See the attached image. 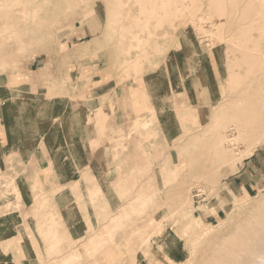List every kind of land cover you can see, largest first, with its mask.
Returning <instances> with one entry per match:
<instances>
[{"label": "rangeland", "instance_id": "obj_1", "mask_svg": "<svg viewBox=\"0 0 264 264\" xmlns=\"http://www.w3.org/2000/svg\"><path fill=\"white\" fill-rule=\"evenodd\" d=\"M115 1L0 0V123L9 132L0 148V186L8 187L0 193V238L17 239L1 241L0 264H50V251L66 248L76 249L69 264L254 256L264 241V190L233 200L217 221L204 211L244 159L264 150V121L251 122L249 106L264 98V81L246 91L264 68V46L242 29L232 35L233 0L223 15L214 12L223 10L217 0L181 6L201 35L187 24L159 36L142 29L148 23L154 32L158 15L134 21L139 2ZM139 37L138 52L130 51ZM226 37L251 47L233 50L220 44ZM245 56L256 58L249 67L256 72L238 86ZM236 107L246 109L245 121ZM226 131L237 140L221 149ZM139 192L143 204L133 203ZM44 223V232L56 224L51 235ZM239 237L248 243L242 251Z\"/></svg>", "mask_w": 264, "mask_h": 264}, {"label": "bare ground", "instance_id": "obj_2", "mask_svg": "<svg viewBox=\"0 0 264 264\" xmlns=\"http://www.w3.org/2000/svg\"><path fill=\"white\" fill-rule=\"evenodd\" d=\"M117 1V0H116ZM115 1V2H116ZM128 1V0H127ZM130 1V0H129ZM138 2H139V7H140V9L138 8V10H140L138 13V15H132L131 14V16H132V18H134V21L136 20V21H138L139 19L141 20V19H143V17L144 16H149L150 18L151 17H154V16H159L160 18H158V22H156V29H155V31L153 32V31H151V29L149 28L150 27V25L148 24V23H146L145 24V27L144 28H142L143 30H144V32L146 31V32H150L149 34H155L156 36H159V35H161V33L162 32H159L158 33V31H160L159 29L161 28V31L162 30H164L165 28H168V26H172V29H174V30H177L178 29V27L179 26H183V27H185V25L187 26V24H188V26H191L192 28L194 27V28H196V32L198 33V34H203L205 31H203V29L201 28V26H200V24H198V23H196V24H193L194 23V21H190V22H188V23H185V20L184 19H187L184 15H183V13L182 12H184L183 10L185 9V8H189L190 7V5L193 3V1H200V2H204V0H137ZM209 1H213V0H209ZM131 2V1H130ZM224 2H225V0H217L216 2H215V6L217 7H219L220 6V8L221 7H223V10L222 11H217V10H214V12H215V14L216 15H218V14H224ZM12 3V4H11ZM10 4H5V5H14V4H16V2H11ZM117 3V2H116ZM233 3L235 4V7H234V9H233V11L235 12V15H237L238 16V18H237V21H238V23L237 24H239V26H238V28H236V29H233V34L232 35H235L236 34V30H243V33H245L246 35H249V36H254V42H255V44L254 45H263L264 46V35L261 33V29L263 28V24H264V0H233ZM122 4V3H121ZM114 5V4H113ZM115 6V5H114ZM181 6L183 7V10L181 9ZM238 6V7H237ZM116 7V6H115ZM124 7V6H123ZM118 7H116V9H117ZM119 8H122L121 6H119ZM118 8V9H119ZM213 8H214V6H213ZM236 8V9H235ZM222 9V8H221ZM113 10V9H112ZM111 10V11H112ZM115 10V9H114ZM123 10V9H122ZM122 10L120 9V11L122 12ZM137 10V11H138ZM137 11H136V13H137ZM62 12V11H61ZM241 14L242 15V17H240L238 14ZM63 15V14H62ZM127 15V14H126ZM170 16L171 17H174V18H170ZM163 17H166L165 18V20H163ZM179 18V21H178V18ZM124 18V17H123ZM147 22V21H146ZM148 22H150V19L148 20ZM212 25L214 26L213 28L214 29H217V31L218 32H221V31H223V28L225 27V26H223V23L222 22H218V21H215V22H212ZM193 28V29H194ZM195 30V29H194ZM118 31V30H117ZM142 31V30H141ZM172 30H164L163 31V33L162 34H167V33H169V32H171ZM257 31V32H256ZM77 33V32H76ZM136 34V33H135ZM133 35V37L135 36V39H136V35ZM138 34V33H137ZM188 34H190L191 35V33L188 31ZM143 35V34H142ZM78 36V35H77ZM138 36V35H137ZM139 36H141V34H139ZM227 36V35H226ZM228 36H230V35H228ZM133 37H132V39H133ZM115 38V37H114ZM143 38V37H142ZM142 38H140L139 37V39H138V43L136 42L135 44H134V42H133V40H129L130 41V43L131 44H129L130 46L128 47V45H127V47L130 49V51L132 50V52L135 50V52L137 53L138 51H137V49L138 48H140L141 47V44H143V41H144V39H142ZM111 39V38H110ZM148 39V38H147ZM147 39H146V41L145 42H147ZM123 40H125V39H123ZM193 40V42H194V44H195V41H194V39H192ZM148 41H150L151 42V40H148ZM94 42V41H93ZM124 42V41H123ZM126 42V41H125ZM221 43L220 44H222V45H227V47L228 48H232L233 50H240V49H242V48H248V47H251L250 45H245L243 42H239L237 39H231V38H229V39H227V37H226V39L225 40H221L220 41ZM225 42V43H224ZM128 43V42H127ZM123 46H124V44H123ZM126 46V45H125ZM124 46V47H125ZM121 48V47H120ZM119 48V49H120ZM129 49H127L128 51H129ZM121 50V49H120ZM126 50V49H125ZM139 50V49H138ZM122 51H123V49H122ZM128 51H125L126 53L128 52ZM130 51L128 52L129 53V55L131 54L130 53ZM127 53V54H128ZM122 55V54H121ZM120 55V56H121ZM123 55H124V53H123ZM74 56H78L79 57V55H74ZM118 56V55H117ZM126 57V56H125ZM131 57V56H130ZM68 58H70V56H68ZM117 58V57H116ZM137 58V57H136ZM124 59V58H123ZM123 59H121L122 60V62H123ZM133 58L131 57L130 59H129V57H126V60H129V61H127L126 62V60H125V63H127V64H129L130 63V61L132 60ZM251 60H252V63H255L256 64V62H258L257 60H256V58H254V56H252V58L251 57H249V56H245V57H243V62H241L240 63V65L238 66V72H239V75H238V79H237V84H238V86H240V85H243L242 83H246L247 82V79L249 78V79H252V76H253V74H254V72L252 71L253 69L255 70V66L257 67V64L255 65V66H253V69L252 70H249V67H250V62H251ZM255 60H256V62H255ZM110 61V60H109ZM113 61V60H112ZM151 61V60H150ZM149 61V62H150ZM114 62V61H113ZM129 62V63H128ZM154 61L152 60V62L151 63H153ZM124 63V62H123ZM150 64V63H149ZM155 64H157V63H155ZM152 65H154V64H152ZM150 67H151V65H150ZM247 67H248V69H247ZM148 69V67L145 69V70H147ZM248 71H250V72H253V74H252V76H251V78H250V75L248 76V74H250V72H248ZM264 71V68H263V70H262V76H261V73L259 74L260 76H258L257 78L255 77V78H253L252 79V84L254 83V85H252L251 86V84H250V88H248V86L246 87V91L247 92H249V91H252V90H257V84L258 83H262L264 80H262V78L264 77L263 76V72ZM255 72H256V70H255ZM259 72V71H258ZM143 73V72H142ZM249 79H248V81H249ZM264 79V78H263ZM244 81V82H243ZM246 81V82H245ZM236 83V82H235ZM249 85V84H248ZM241 88H244V87H241ZM248 88V89H247ZM255 90V91H256ZM240 91H242V90H240ZM61 92V91H60ZM243 93H244V89H243ZM82 94V93H81ZM183 94H184V92H183ZM187 94V93H186ZM221 100V99H220ZM218 100L217 101V103H216V105H220V106H223V103H225V101H223V100ZM255 102H253V103H251L249 106H250V110H252L251 111V118L253 119V121H251L250 119L248 120V121H251V122H253V123H259V122H261V120H263L264 121V98L262 99V98H258V97H255ZM241 105V104H240ZM239 105V106H240ZM242 106H243V104H242ZM244 106H247V105H245L244 104ZM243 106V107H244ZM237 109H234V111H236V110H238L237 111V115H235L237 118H241L240 120L241 121H245L244 119H246V117H245V114L247 115V113H244L245 112V108H239V107H236ZM239 108V109H238ZM248 109V108H247ZM249 110V109H248ZM247 110V111H248ZM250 112V111H249ZM248 112V113H249ZM249 115V114H248ZM248 118V117H247ZM157 119V118H156ZM156 122H157V120H155V122H154V125L156 124ZM237 139L236 138H234V137H231V136H229L228 135V132L226 131V132H223V133H221V135H220V138H219V140H218V146L221 148V149H223L224 147H225V144H227L226 142H228V143H234L235 141H236ZM260 142V141H259ZM258 142V143H259ZM227 147V146H226ZM251 152H253V151H250L249 152V154L251 153ZM39 154V153H38ZM35 155V154H34ZM37 157V156H36ZM39 158V157H38ZM19 162H20V160H19ZM116 162H118V161H116ZM13 180L16 182V180H17V178L15 179V178H13ZM7 181H8V183H9V180H6L5 182L7 183ZM2 185V184H1ZM7 185V184H6ZM9 185V184H8ZM7 185V186H8ZM4 186V183H3V185L2 186H0V193L2 192L3 193V190L5 191L7 188H6V186L5 187H3ZM8 190V189H7ZM145 193H143V192H139V194L138 195H136V196H134V198H135V201L133 200V203H135V204H138V203H140V204H143L144 203V197H145ZM250 200V199H249ZM17 204H18V206L20 207V206H22V203H19V202H17ZM248 204V202L246 203V205ZM50 206V205H49ZM248 207H249V204H248ZM243 208H245V206L243 207ZM250 208H251V206H250ZM7 211H10V210H7ZM6 211V212H7ZM230 215V214H229ZM59 219H62L61 217L59 218ZM112 218H110V219H108L110 222H113V219L111 220ZM196 220H198L200 223H202V224H204V221L202 220V218L199 216V215H197V217H196ZM260 220V219H259ZM192 222V221H191ZM56 223H58V222H56ZM235 223V222H234ZM45 224L46 223H44V224H41L42 226H40V228L41 227H43V225L45 226ZM56 224L54 223V225H52V224H50V227L48 228V229H45V232H46V230H48L47 231V234L48 235H51L50 233L52 232V231H54L53 229H54V226H55ZM60 226V225H59ZM44 228L45 227H43V232H44ZM42 229V228H41ZM41 229H40V231H41ZM41 231V232H42ZM44 232V233H45ZM56 232V231H55ZM46 234V235H47ZM261 235V234H260ZM56 237H58V235H57V233H56V235H55ZM47 237H49V236H47ZM68 239H69V236H68ZM241 239V240H240ZM238 241H240V243H243L242 245H241V248H240V250L242 251V249L243 248H246L247 246H248V243H245V238H243V237H239V239H238ZM49 242V241H48ZM155 241H151L148 245H146L145 246V249H147L145 252H143V254L145 255V257L146 256H150V254L153 252V250H152V247L154 246V243ZM55 245H57V244H60L61 242H56L55 241ZM163 243V242H162ZM157 246H158V244H156ZM54 246V245H53ZM51 247L52 249L54 248V247ZM246 246V247H245ZM162 247V246H161ZM67 249V248H66ZM65 249V251L67 252L68 251V254H66V252H53V251H50V256H51V258H50V264H69V260H70V258H71V255H73L74 254V251L76 250V249H72V248H70V249H67L66 250ZM255 249H257V254H255L254 256L252 255V257H242V253L240 252L239 253V255H237V256H235V255H233L234 257H231L230 259H225L224 260V262H222V264H264V241L263 242H261L259 245H257L256 247H255ZM70 250V251H69ZM163 249L162 248H160L159 249V252H161ZM55 251V250H54ZM54 254H56V255H54ZM66 254V255H65ZM158 254H160V253H158ZM49 256V255H48ZM159 256V255H158ZM147 258V257H146ZM164 261V263L165 264H170V263H168V262H166L165 260H163ZM45 262V261H44ZM218 262V263H217ZM238 262H240V263H238ZM49 263V262H48ZM150 263V262H149ZM172 263H173V261H172ZM219 264V261L217 260L216 262H215V264ZM151 264V263H150ZM152 264H161L160 262H154V263H152ZM181 264H184V262L183 263H181Z\"/></svg>", "mask_w": 264, "mask_h": 264}, {"label": "crops", "instance_id": "obj_3", "mask_svg": "<svg viewBox=\"0 0 264 264\" xmlns=\"http://www.w3.org/2000/svg\"><path fill=\"white\" fill-rule=\"evenodd\" d=\"M7 124L2 122L0 123V148L4 146L7 139L9 141V132L7 131L6 126ZM36 156L37 155L31 154L30 158ZM263 157L264 150L263 152L258 151L251 157L244 159L243 164L240 165L238 171L223 182L225 185L222 189H220V197L216 198L213 202H210V205L204 211L205 217H211V220L217 221L218 218H222L223 215L226 214V208L233 202V200L251 198V196L264 190V161L261 160ZM26 239L28 241H32L31 236H29L28 233L26 234ZM16 240V236L13 235L7 238H0V243L1 241ZM168 258L171 259L170 255H168Z\"/></svg>", "mask_w": 264, "mask_h": 264}]
</instances>
